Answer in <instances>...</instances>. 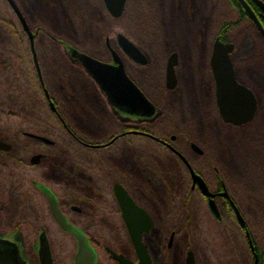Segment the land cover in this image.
I'll return each instance as SVG.
<instances>
[{
  "label": "flooded vegetation",
  "instance_id": "obj_1",
  "mask_svg": "<svg viewBox=\"0 0 264 264\" xmlns=\"http://www.w3.org/2000/svg\"><path fill=\"white\" fill-rule=\"evenodd\" d=\"M4 1L24 32L46 105L62 126L61 135L71 140V146L67 150L59 146L55 133L22 131L16 139L38 146L32 150L28 146L17 147L15 142L0 135V141L10 145L9 150L0 149V192L9 184L12 165L22 163L24 172L37 171L38 176L26 173L28 187L33 188L28 190H34L40 211L49 213L61 230L47 198L35 182L53 191L62 213L85 232L97 252L90 232H117L121 235V248L104 245L103 250L116 264L120 263L107 248L139 264V254L116 194L115 187L120 184L152 219L151 229L142 235L152 264H190L189 259L193 264H213L212 249L201 243L206 235L203 226L210 238H219L220 234L229 236L228 264H264V0H125L118 17L110 13L107 0H62V13L70 21L85 22L82 13L86 10H92L98 21L104 18V25L108 15L117 20L118 30L113 37L106 32L98 37L90 35L89 43L96 47V52L84 49L75 39V31H70L71 37H67L46 17L35 12L39 8L36 5L51 9L57 0H13L20 14L8 0ZM28 8L34 12H28ZM187 8L195 10L190 21L185 19ZM99 11L103 12L102 16ZM125 24L133 33L124 31ZM119 34L143 53L145 64L127 54ZM3 42L7 51L5 66L0 70L8 74L20 71L24 75L27 68L14 66L12 60L16 57L13 54L18 55L17 39L8 35L0 38V43ZM52 44H59L63 56L88 74L73 55L75 50L111 64H115L117 58L146 95L142 83L170 98L166 96L159 102L147 95L156 106V114L152 117L130 115L113 106L89 74L95 85L84 87L90 97H94V102L85 111L86 115L90 114L88 119L79 120L74 116L73 107L66 110L64 104H58L45 81L46 72L41 64L43 47L49 48ZM172 57L177 60L174 66L177 84L169 88L167 75ZM228 63L238 85L253 95V115L241 123L225 121L218 104L220 78L216 77V72H228ZM189 89L201 92V102L194 109L183 100ZM64 90L65 86L59 85L55 90L57 97H66ZM93 113L101 114L102 122L104 115L111 128L101 139L81 128L91 120ZM163 124L174 129L173 132L164 131L161 136L144 130L145 125L161 127ZM84 137L98 140L90 143ZM151 143L153 146H147ZM87 150L97 152L94 156L101 162L94 164L86 156L80 157L79 153ZM125 150L130 152L132 164L107 163L109 154L115 151L119 155ZM193 173L205 183L210 195L203 192L201 180ZM128 179L133 180L131 187ZM3 201L0 196V239L15 242L6 234L23 233L4 230L3 209L6 207ZM181 218H184L181 224L171 223ZM42 232L51 246L49 227L43 226L37 238L38 248ZM155 235L154 247L152 236ZM51 251L53 255L52 247Z\"/></svg>",
  "mask_w": 264,
  "mask_h": 264
},
{
  "label": "trees",
  "instance_id": "obj_2",
  "mask_svg": "<svg viewBox=\"0 0 264 264\" xmlns=\"http://www.w3.org/2000/svg\"><path fill=\"white\" fill-rule=\"evenodd\" d=\"M109 17L113 20V25L111 30L106 31V33L107 35L113 37L118 27L117 20L111 16ZM23 33L24 32L22 31L21 26L14 17L13 13L7 7L5 1L0 0V38L4 39L5 36L12 35L17 39V42L15 43L16 46L13 43L16 47L15 50H18V55L13 54L16 56L12 58L15 62L14 66L27 68V72H24V75H22L20 71L18 74H8V72L4 73L3 70H0V135L6 136L15 142L17 147L23 148L24 146H28L32 150L38 146L36 144L26 145L27 143L23 144L21 141L16 139L21 135L22 131L47 132L49 134L55 133L57 134V138L55 139L56 142L59 146L67 150V148L69 149L71 146V140L68 138L65 139V137L61 135L63 134V128L46 105L47 102L41 90L37 73L32 65L31 53L26 39L23 38ZM43 49L44 52L41 64L44 66L46 72L44 74V78L45 81L48 82V85L51 86L58 104H64V108L66 110L73 107L75 109L74 116L77 119L81 120L82 117H87L88 119V115L90 114L86 115L85 111L93 105L94 97H90L91 95L89 94V91L85 90L86 88L84 85L89 86L90 88L91 85H95V81L80 65L73 64L72 62L70 63L69 60L63 56L62 48L59 44H52L49 48H45L44 46ZM6 51V44L4 42L0 43L1 68L5 66L4 62L6 59ZM59 85L65 86L63 93L66 94V97L60 95L57 97L58 93L55 90ZM145 85L146 84L142 83V88L147 95L150 96V98L154 99L147 91ZM97 98L99 99L102 97L97 96ZM104 101L105 97L103 95V102ZM33 110L40 113L42 118L34 117L31 114ZM109 117L110 116L108 115V118ZM76 124L78 123L75 121V126ZM145 127L146 128H144V130L161 136L164 131L173 132L174 130L166 125L161 127L145 125ZM84 140L94 143L98 139L84 137ZM76 145L78 146V144ZM155 146H158V144H155ZM86 153L90 159L87 157ZM96 153L97 152L89 150L84 152L87 160L94 164L95 160L93 156ZM21 165L23 164L20 162H18L17 166L15 164L12 165L9 174V184L0 192V196H2L4 206L6 207L3 209V228L8 232L15 230L21 231L25 239L26 248L27 250H30V264H40L38 254L34 250V244L37 243V238L41 228L43 226H48L49 236H51L53 227H56L60 231L61 229L56 223L52 222L49 213L44 210L42 212L40 211L36 197L33 194L34 190H28L29 188H33L31 186L28 187L29 178L27 177L32 174H37L36 171L27 169V171L24 172ZM22 211H25V214ZM39 218H47L48 223H41ZM90 234L91 240L98 250L99 248L100 250H103L104 245H111L114 247L111 243H100L96 237V235H100L99 233L90 232ZM220 235L219 238L214 236V239L208 237L213 251L212 254L215 259L225 260V262H221L220 264H228L227 261L230 258V247L227 245L226 238L223 237L225 235ZM205 236L206 235H204V237ZM105 254L111 262L110 264H116L108 253L105 252ZM224 255H226V258L223 257ZM54 262L57 264L55 257Z\"/></svg>",
  "mask_w": 264,
  "mask_h": 264
},
{
  "label": "water",
  "instance_id": "obj_3",
  "mask_svg": "<svg viewBox=\"0 0 264 264\" xmlns=\"http://www.w3.org/2000/svg\"><path fill=\"white\" fill-rule=\"evenodd\" d=\"M8 1L15 11L20 14L14 1ZM107 2L109 11L114 17L122 14L125 0H107ZM118 37L129 56L143 64L146 63L143 53L127 37L122 34H119ZM73 55L98 83L109 102L117 109L127 114L140 117H152L156 114V106L129 75H127L124 65L120 60L118 61L115 58V64H111L97 60L78 50H75ZM176 62V58L172 57L167 75L169 88H174L177 84L174 70ZM228 67V72L220 71V74L216 72V77L220 78L217 90L218 104L225 121L241 123L247 121L253 115V95L250 90L238 85L229 63ZM0 149L9 150L10 145L0 141ZM193 174L196 178H199L195 173ZM35 185L47 198L56 222L63 231L70 233L78 243V251L74 258V264H98L97 251L88 236L81 228L73 225L67 216L62 213L58 199L53 191L41 183L35 182ZM200 186L205 194L210 195L207 193V187L202 180ZM115 189L123 210V218L139 254V264H152L142 236L143 232H148L151 229L153 225L152 219L142 208H139L134 203L122 185L117 184ZM107 251L120 264H136L127 259L123 254H119L110 248H107ZM38 255L41 264H55L50 242L45 232H42L39 237ZM191 260L189 259L190 264H193ZM0 264H28V262L22 257L20 247L17 243L0 239Z\"/></svg>",
  "mask_w": 264,
  "mask_h": 264
},
{
  "label": "rangeland",
  "instance_id": "obj_4",
  "mask_svg": "<svg viewBox=\"0 0 264 264\" xmlns=\"http://www.w3.org/2000/svg\"><path fill=\"white\" fill-rule=\"evenodd\" d=\"M58 3L56 5H53V7L51 9H47L45 6L39 4L36 5L38 9H36V13L38 15H42L44 17H46L48 19V21H50L53 25L56 26L57 30H59V33L64 34L65 36H70V31H75L76 32V36L75 39L79 41V43L85 47L88 50L94 51L96 52L97 49L95 46L91 45L90 42V35H92L93 37H98V36H103V34L106 31H110L113 25V20H111V18L108 16L107 20H106V24H103V20L101 19L100 21H98L96 19V14L92 11V10H86L83 14V17L85 19V22H82L81 20L76 21H70L69 18L64 15L62 12L64 10V8L62 7V0H57ZM31 8V7H30ZM29 9V8H28ZM67 9V8H66ZM78 8H76L77 11ZM28 12H31L33 10H27ZM69 9L65 10V12H68ZM34 12V11H33ZM78 12H80V10H78ZM99 16L102 13L101 11L98 12ZM195 14V10L192 8H187L186 12H185V19L187 20H191L193 18ZM31 17V16H30ZM82 17V18H83ZM32 18V17H31ZM32 20H35L32 18ZM54 28V27H53ZM124 31L132 32V29L130 28V26L128 25H124L123 26ZM188 27H186V30L188 31ZM116 30V28H115ZM118 30V27H117ZM116 30V32H117ZM71 37V36H70ZM89 39V40H88ZM94 40V38H93ZM141 82V81H140ZM142 83V82H141ZM147 88V91L149 92V94L156 100L159 102H163L167 98H170V96H168V94H163L162 91H156L153 90L151 87L145 85ZM174 97V96H173ZM172 98V97H171ZM183 100L185 101V103H187V105L189 107H193L196 108L197 106H199L200 102H201V92L200 91H196V90H192L189 89L188 91H186L185 95L183 96ZM100 113V111L98 112ZM96 114L93 113V116L91 118V120H89L88 122H86L84 125H81V128H83L84 130H86L88 132V134L90 136L93 137H97L98 139H101V136L103 135V137H105V135L107 134V131H110L111 128L106 124L105 119H104V115H103V122H102V115L101 114ZM31 114L36 117V118H42L41 114L36 112V111H32ZM116 114V113H115ZM118 115V114H116ZM164 125V124H163ZM192 135V134H191ZM194 136V135H193ZM140 145V144H139ZM147 146H153L151 145H147ZM117 152H113L111 154L108 155L107 159V163H123L124 165L127 162H130V155L128 153H130L128 150H125L124 152L121 151V153L119 155H116ZM81 156L80 157H84L86 154H84L83 152L79 153ZM126 154L124 157L123 155ZM88 157V154H87ZM95 162H101L97 157L93 156ZM132 157V155H131ZM82 162H86L85 160H81ZM105 161V160H104ZM132 164V163H131ZM37 173V171H36ZM31 176H38L37 174H32ZM128 185L131 187L133 185V180L132 179H128L126 180ZM110 206L111 203H109ZM108 206V205H107ZM110 206H108V208H110ZM25 214V211H22ZM73 218L76 220V222H80V219L76 216H73ZM40 219L41 223H48L47 218L44 219ZM184 220V218L181 219H175L172 220L171 223L172 224H181L182 221ZM114 221V220H113ZM203 231L206 234V236L204 238L201 239V243L203 245V247H210L211 248V244L210 239H208V241L206 240L209 236L207 233V228L205 226H203ZM100 235H96L97 239L99 240L100 243H111L114 247L116 248H121L120 245V236L118 233H113L112 231H107L106 233H99ZM8 237H10L11 239H13L21 248V254L22 257L28 262V264H30V250H27L26 245H25V239L24 236L22 234H19L18 232H14L11 234H6ZM1 236V234H0ZM221 236V235H220ZM226 238V242L227 245L230 247V238L228 235L223 236ZM49 238L52 240V249H53V254L54 257L56 258V262L57 264H74V258L75 255L77 253V242L74 238H72L68 233H65L64 231H60L58 230L56 227H53L52 229V233L51 236H49ZM152 238H154V247L156 245V235L152 236ZM218 238V236H217ZM152 242V241H151ZM34 250L35 252H38V246L37 243L34 244ZM213 253V252H212ZM98 254H99V263L100 264H110L111 262L108 260L107 255L105 254L104 250H98ZM225 254V253H224ZM226 255H224L223 257H225ZM211 262L213 264H218V262L216 261L215 257L213 256V254H211Z\"/></svg>",
  "mask_w": 264,
  "mask_h": 264
}]
</instances>
